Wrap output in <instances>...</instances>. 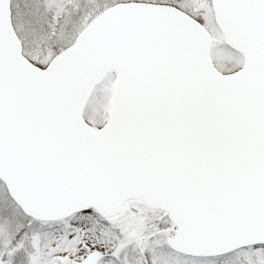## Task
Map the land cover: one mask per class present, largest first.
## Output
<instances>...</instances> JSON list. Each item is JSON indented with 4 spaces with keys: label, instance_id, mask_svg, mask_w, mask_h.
Instances as JSON below:
<instances>
[{
    "label": "snow or ice",
    "instance_id": "6c2138e0",
    "mask_svg": "<svg viewBox=\"0 0 264 264\" xmlns=\"http://www.w3.org/2000/svg\"><path fill=\"white\" fill-rule=\"evenodd\" d=\"M0 264H264V0H0Z\"/></svg>",
    "mask_w": 264,
    "mask_h": 264
}]
</instances>
